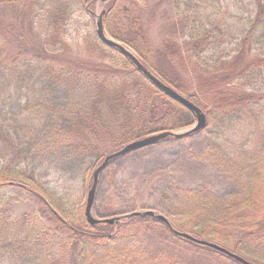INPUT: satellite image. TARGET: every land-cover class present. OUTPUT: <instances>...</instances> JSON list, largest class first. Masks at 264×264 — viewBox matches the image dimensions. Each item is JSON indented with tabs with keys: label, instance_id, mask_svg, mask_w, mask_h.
<instances>
[{
	"label": "trees",
	"instance_id": "obj_1",
	"mask_svg": "<svg viewBox=\"0 0 264 264\" xmlns=\"http://www.w3.org/2000/svg\"><path fill=\"white\" fill-rule=\"evenodd\" d=\"M97 1L0 0V89H5L0 90L4 95H0V205L26 202V191L47 205L65 228L55 244L53 228L36 210L14 218L0 216V264H63L67 250L75 264H160L135 225L152 221L164 226L163 222L132 217L114 224H90L86 204L81 207L70 191L57 189L43 171H36L47 161L53 165L68 159L84 165L97 155L83 176H77L85 177L87 193L94 169L107 154L147 135L177 131L195 122L191 110L155 86L97 33L99 44L83 43L84 57L74 55L67 40L71 17L81 11L95 21ZM223 1L174 2H180L179 7L187 4L190 15L200 13L193 20L188 14L181 18L190 45L187 55L194 62L190 74L194 67L197 76L191 77L193 85L159 66L158 59L166 53L147 35L144 0H131L129 6L122 0L108 1L104 26L152 73L206 113L207 126L201 131L162 140H183L212 129L210 135L217 142L188 152L211 161L235 185L228 194L205 186L174 187L165 199L176 228L264 264V0H225L227 10L219 4ZM203 4L211 8L209 20L200 10ZM13 5L23 6L25 12L12 11L10 16L2 12ZM26 12L31 13L33 31L22 22ZM235 25V46L222 50L226 43L233 44L228 36ZM27 111L41 116L44 127L31 126ZM107 139L112 140L110 146ZM69 167L65 176L75 172ZM173 236L241 264L208 246ZM55 245L64 251L60 258Z\"/></svg>",
	"mask_w": 264,
	"mask_h": 264
},
{
	"label": "rangeland",
	"instance_id": "obj_2",
	"mask_svg": "<svg viewBox=\"0 0 264 264\" xmlns=\"http://www.w3.org/2000/svg\"><path fill=\"white\" fill-rule=\"evenodd\" d=\"M138 1L141 3L142 0ZM175 1L144 0V3H142L145 4L143 7L144 23L147 35L153 41L155 47L163 49L166 53L165 57L158 59L159 66L172 75L180 74L184 76L186 85L190 83L193 85L194 82L191 77L194 76L195 80L197 76H195L194 67L190 74V64L192 63L194 66V62L187 55L190 53V45L186 43L185 28L181 22L183 14L190 15V12L188 13V8L186 9L187 4L184 6L181 4V7H179L180 2L174 4ZM227 1L224 0L219 3L224 10L228 8ZM121 3L129 6L131 0H122ZM106 4L103 5L97 1L94 12L99 14L102 8H106ZM200 10L202 15L209 20L211 8L203 4ZM12 11L17 13L20 11L19 15H21L22 11L25 12V8L13 5L2 10L7 16H10ZM30 14V12H26L22 16V22L28 27L29 31H33L34 24L32 26ZM198 15L200 13L193 12L189 19H196ZM71 19L68 26L67 40L74 55L83 58V53L80 50L83 43L96 45L100 43L96 36V20L92 21L89 14L81 11H75ZM236 28L237 25H235V28L232 26L229 28L228 40H231L230 42H233V44L226 43L222 50H230L235 46L236 41L232 37L235 35ZM7 45L11 47L9 43ZM1 89L5 93L4 86H1ZM10 90L13 92L15 89L12 87ZM0 95L4 96L1 93ZM32 113L33 111H27L26 113V116L32 119L31 126L35 128L40 124V128L44 127V122L41 123L40 120L41 116L36 115V112ZM34 118L35 122H33ZM193 125L194 123L180 128L177 132L185 131ZM211 131L212 129L208 133H199L195 136L183 138V140H160L155 144L135 149L113 159L100 174L93 214L96 217L102 215L111 217L116 216L115 212L119 213L117 215H123L135 210L153 209L156 212L165 214L173 227L176 228V217L168 214L169 204L165 199V195L171 192L174 187L198 189L205 186L219 194L233 192L235 185L228 175L211 161L197 159L188 152V149L199 151L210 143L217 142L216 136L210 135ZM107 141L110 146L112 140L107 139ZM96 159L97 155H94L84 165L77 164L76 160L69 161L68 159L64 161L65 163H63V160H59L53 165H50V162L47 161L36 166V171H43V174L46 175L45 178L51 181L57 189L70 191L72 199L80 200V206L84 208L87 183L85 177L82 176L85 167L94 164ZM66 167L74 169L70 171L71 173L75 171L76 174L65 176ZM79 175L82 176L77 177ZM2 190L3 188H0L1 193H3ZM24 192L29 199L26 202L21 201L10 206L1 204L0 216L10 215L14 218L36 210L44 223L53 228L55 232L54 242L58 244L59 238L64 235L65 228L63 229L59 219L47 205H44L34 195ZM139 222L136 223L135 229L137 233L144 237L147 245L155 251L160 264H236L173 236L174 234L166 225L163 226L152 221L147 224ZM76 250L78 249L76 248ZM54 251L57 258H60L64 252L58 249L56 245ZM64 254L63 264H75L72 260L71 250H67Z\"/></svg>",
	"mask_w": 264,
	"mask_h": 264
},
{
	"label": "water",
	"instance_id": "obj_3",
	"mask_svg": "<svg viewBox=\"0 0 264 264\" xmlns=\"http://www.w3.org/2000/svg\"><path fill=\"white\" fill-rule=\"evenodd\" d=\"M103 5L106 4L110 0H98ZM106 13V8H102L101 12L99 14L95 13V20H96V33L99 39L106 45L115 47L121 51L124 55H126L136 66V68L141 71L155 86H157L160 90L164 91L167 95L172 97L174 100L191 110L195 114V122L194 125L181 132L177 131H171V130H165L160 131L157 133H153L150 135H147L143 138H139L137 140H134L130 143H127L120 149L107 154L102 162L97 165V167L93 171V182L91 187L89 188L87 192V200L85 205V215L86 219L90 224H99V223H109L114 224L116 222H119L122 219H130L132 217H151L155 220L163 222L172 233H174L177 236L186 238L188 240H191L195 243H198L200 245L208 246L212 249H215L230 258H233L237 262L241 264H254L253 262L249 261L245 257L241 256L240 254L231 251L230 249L216 243L212 242L206 239H201L199 237H196L188 232L180 231L173 227L168 217L163 214L156 212L153 209H144V210H135L132 212H129L127 214L123 215H116L111 217H96L93 214L94 204H95V198H96V192L97 187L99 183V177L100 174L104 171V169L108 166V164L115 158L124 155L130 151H133L138 148H142L148 145L155 144L159 142L160 140L168 137V136H174L176 138L188 136L192 133L199 132L202 129H204L207 126L208 118L204 110L198 106L196 103H194L191 99L181 94L179 91H177L174 87H172L169 84H166L163 82L159 77H157L154 73H152L142 62L141 60L136 56V54L128 48L126 45L121 43L118 40H115L114 38L110 37L105 30L104 26V15Z\"/></svg>",
	"mask_w": 264,
	"mask_h": 264
}]
</instances>
